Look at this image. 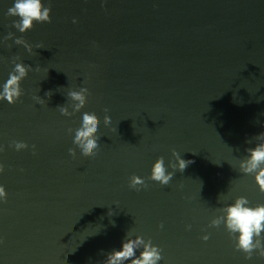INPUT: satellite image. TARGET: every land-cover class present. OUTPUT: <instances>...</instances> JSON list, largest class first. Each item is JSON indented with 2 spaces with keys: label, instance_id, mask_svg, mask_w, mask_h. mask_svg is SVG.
<instances>
[{
  "label": "water",
  "instance_id": "1",
  "mask_svg": "<svg viewBox=\"0 0 264 264\" xmlns=\"http://www.w3.org/2000/svg\"><path fill=\"white\" fill-rule=\"evenodd\" d=\"M42 2L51 21L20 33L7 15L14 0H0V86L16 56L32 65L23 95L0 100V264H102L126 233L158 245V264H264L210 225L238 196L264 203L254 174L240 171L264 132V0ZM81 87L85 106L61 114ZM84 112L101 121L95 156L73 143ZM172 149L192 161L183 172L169 166ZM161 156L174 172L166 186L148 179ZM133 174L147 187L131 188Z\"/></svg>",
  "mask_w": 264,
  "mask_h": 264
},
{
  "label": "clouds",
  "instance_id": "2",
  "mask_svg": "<svg viewBox=\"0 0 264 264\" xmlns=\"http://www.w3.org/2000/svg\"><path fill=\"white\" fill-rule=\"evenodd\" d=\"M51 6H45L42 0H14L13 6L7 10L9 17H18L12 21L11 27L17 29L20 33H24L34 27L35 22H50L51 21ZM73 22L76 20L74 18ZM15 34L11 31L8 32L4 40L11 39ZM15 43L17 45H23L29 53L33 50V45L28 43L22 36L16 37ZM11 47V45H9ZM36 48H43L42 44H37ZM20 57L16 56L13 59L15 65L13 71L9 73V78L2 84V91H0V100H5L13 104L22 95L23 89L21 88V81L28 74V71L32 68V65H25L23 62H16ZM36 71L40 70L37 65ZM89 89L87 87H81L79 90H71L68 96L74 102L72 104V111H69L67 106H58L61 114L65 116H72L75 112H79L87 103V97L89 95ZM47 97H51L52 92H46ZM34 99L44 104L46 101L39 95ZM108 109H105L107 112ZM104 125H111L112 118L109 115H105L103 119ZM100 128L101 121L94 112H84L82 117L81 127L75 130V136L73 143L79 147L83 156H95L97 150L100 149ZM69 133L73 130L70 128ZM255 147H249L246 152L249 153L247 157L240 161V171L245 174H254L255 180L259 185L261 191H264V132H261L256 136ZM249 142V141H248ZM16 150L28 148V144L24 141H13ZM35 150V145H32ZM5 149L3 145H0V152ZM69 154L73 157L76 156V148H69ZM172 155L175 157L176 163L170 162L169 166L172 169H179L183 172L186 167L192 163L191 160H185L176 149H172ZM4 171V165L0 163V173ZM174 172L168 171L165 167L164 157H158L152 165L151 175L149 180L157 181L161 185H168L172 180ZM129 186L131 188H138V186L147 187V183L141 176L133 174L129 180ZM0 200L6 202L7 192L3 185H0ZM220 215L215 216L210 221V225L213 227H220L223 224L229 233V235L236 241L235 248L245 253L246 259H251L254 252L259 257L264 258V203L256 204L252 206L247 197L241 195L235 198L233 203L227 204L218 210ZM160 227H163L161 224ZM190 227V225L188 226ZM126 237L122 241V247L119 250L113 249L106 254V259L102 264H124L128 261L129 264H158L163 258L162 250L158 245L151 242V239L147 241L140 235H136L135 238H131L130 234L126 233ZM203 240H208V234L202 237ZM137 256V249H141Z\"/></svg>",
  "mask_w": 264,
  "mask_h": 264
}]
</instances>
